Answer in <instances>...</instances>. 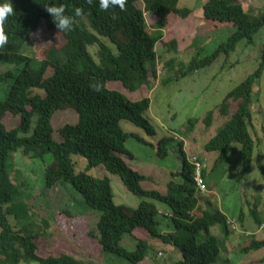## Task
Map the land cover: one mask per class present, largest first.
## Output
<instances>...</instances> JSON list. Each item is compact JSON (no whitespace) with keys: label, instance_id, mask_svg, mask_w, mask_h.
Instances as JSON below:
<instances>
[{"label":"trees","instance_id":"obj_1","mask_svg":"<svg viewBox=\"0 0 264 264\" xmlns=\"http://www.w3.org/2000/svg\"><path fill=\"white\" fill-rule=\"evenodd\" d=\"M179 1L126 0L124 10L102 11L98 0L91 4L88 0H12L14 15L4 25L8 44L0 49V264H94L93 260L103 254L140 264L147 258L158 261L157 257L163 256L162 247L155 244L171 247L172 251L168 250L172 253L178 250L180 258L171 260L172 264H235L231 254L225 253L227 243L239 247L236 250L240 254L264 247V238L248 234L246 222L244 225L247 213L256 229H264L259 198L253 202L246 199L227 213L208 197L225 173L223 164L229 153L236 151L234 144H238L240 162L237 181L245 179L250 170L254 145L250 108L256 86H264L260 81L264 41L257 67L226 93L214 112H206L202 128L195 129L198 121L194 118L183 129H172L182 138L195 131L206 136L215 114L227 117L212 136L205 138L201 148L203 153H216L209 171L205 167L201 170L207 190L204 194L195 185L192 156L185 154L183 141L169 131L151 144H156L159 159L166 158L172 146L178 148L181 170L171 172L165 193L142 188L140 182L147 175L124 158L131 157L125 146L128 138L146 142L140 135L124 131L123 121L156 137L146 112L151 104L149 91L157 83L184 78L223 56L227 62L241 41L253 44L254 35L264 28V11L256 14L252 8L245 10L243 0H205L198 34L187 44V50L194 47L196 54L186 65L175 57L163 61L164 53L181 50L178 38L163 40L164 30L194 12L191 7L180 6ZM48 3L62 4L66 14L73 16L72 31L59 32L45 10ZM76 8L82 9L79 17L75 16ZM42 26L56 34L57 41L42 38L36 47L32 38ZM224 28L233 30L207 53L205 44L216 35L223 37L220 30ZM161 69L173 70L174 74L160 79ZM231 101L237 105L228 116ZM60 110L75 111L77 121L55 127L53 115ZM199 156L197 160L203 162ZM23 157L34 163L31 172L36 176L41 173L43 188L69 185L80 195L85 209L98 215L95 228L87 222L83 233L81 215L68 209L61 212L69 220L63 241L72 243L84 258L66 248L53 253L51 243L41 245L46 241L49 222L45 218L42 225L34 222L27 201L28 178H22L17 168ZM79 158L84 161L81 170L77 168ZM98 166L119 176L138 199L135 208L113 202L110 179L87 172ZM259 166L264 173V165ZM237 223L243 229L237 230ZM215 226L218 234L224 235L222 241L211 231ZM124 237L134 240L132 249L122 245Z\"/></svg>","mask_w":264,"mask_h":264},{"label":"rangeland","instance_id":"obj_2","mask_svg":"<svg viewBox=\"0 0 264 264\" xmlns=\"http://www.w3.org/2000/svg\"><path fill=\"white\" fill-rule=\"evenodd\" d=\"M204 1L205 0L179 1L180 6L191 7L194 9V12L184 21L172 22V25L164 30L163 40L168 41L172 37L178 38L181 44V50L176 54L171 52L164 53L162 58L163 61L175 57L178 61L185 62L186 65V61L196 54L194 47L187 50V44L195 34H198V25L202 24L201 4ZM242 4L245 10H250L249 8H252L250 10L252 13L264 11V0H243ZM232 30V28H224L220 30L223 37L219 39L218 35H216L209 40L210 44H205L204 42L205 51L207 53L210 52L220 41L225 39ZM42 38H45V42L57 41L56 34L47 31L46 28L42 26L35 32L31 44L35 42L37 47L39 45L38 41ZM263 41L264 28H261L254 35L253 44L248 45L245 41H241L236 47V50L227 58V62H225L223 56L217 61L215 60L216 62L214 61L210 66L202 68L184 78H180L179 80L171 79V81L166 84L157 83L153 90L149 91L151 104L149 110L146 112L147 117L150 118L155 128L156 137L153 136L152 138L147 136L141 128L134 126L130 122H122L124 131L136 133L143 137L146 142H141L134 137L128 138L125 142L126 148L131 153V157L124 156L126 162L139 173L147 175V178L140 182L142 188L165 193L168 185L167 183L172 179L171 172H179L181 170L180 155L177 147L172 146L166 158L159 159L156 156V144L154 146L151 145L156 138L166 135L168 131L171 132V136L175 139L183 141V151L187 156H198L200 154L202 157H199L203 160V166L209 171L216 153H203L201 148L206 140L205 138L208 139L210 134L212 136L216 132L217 127H219L227 117L223 118L215 114L213 124L210 130L206 132V136H199L195 131L192 134L183 135L182 138L172 129H183V126L188 123V120L194 118L198 121L195 124V129L199 127L202 128L201 121L206 112L209 110H213L214 112V107L221 104L226 93L238 85L257 67L258 63L256 58L260 54ZM224 62L225 65L221 68ZM173 74V70L161 69L159 78L163 79ZM260 81L264 83V73ZM236 105V102H230V113L228 116L235 111ZM250 109L254 115L251 127V130L254 131L252 133L254 145L250 170L245 175V179L243 178L240 182L237 181L240 162L238 144H234V146H236V151H231L229 153L228 159L223 164L225 173L213 192L209 193L208 197L216 207L227 213L238 209V204H244L246 199L253 202L256 198H259L262 216L264 217V173L259 166V164L264 165V86L262 88L256 86ZM76 121L77 114L73 110H60L56 111L53 115V124L55 127L64 123H75ZM163 128L167 129L164 131ZM196 137L197 141L195 143L194 140ZM75 158H78V156H74V159ZM33 164L32 160L23 157L21 161L17 162V168L20 170L22 178H28L26 182L30 197L27 201L32 206L34 222L38 225H42V218L47 219L49 222V227L47 228L48 234L46 233L47 237H45L46 241L43 240L41 241L43 244H40L43 245V247L47 246L49 243L53 244L54 247H52L55 249L53 253L60 248H66L73 251L76 256L84 258L85 254L75 248L72 243L70 244L69 242L63 241L65 230L69 226V220L61 212L68 209L75 215H81L82 217L80 218H86L82 221L79 220L80 230L83 233L88 229L87 222L90 228H95L98 215L93 211L85 209L83 202L81 203L80 195L69 185L58 183L51 188H43L41 173L36 176L31 172V166ZM77 168L80 170L84 168V161L80 158L78 159ZM87 172L95 177L101 178L106 176L110 179L113 202L116 205L122 204L130 208H135L137 206L138 199L123 186L119 176L108 173L100 166L90 168ZM30 186L32 188H30ZM244 210H248L246 204ZM158 218L162 221L160 216ZM234 218H236V215ZM12 222H14L13 219ZM245 222L247 224V229L250 231L248 234L256 233L255 236L258 239L264 238V229H256L257 227L254 220L247 217V213L244 225ZM237 227V230H241L244 226L237 223ZM211 231L219 241H222L224 235L222 233L220 235L218 234L217 226L213 227ZM137 235L139 236L140 234ZM231 237H234V235H231ZM121 243L124 247L132 249L134 240L129 237H124ZM155 247H162L163 256H160L161 258L158 256V261L147 258L142 262L143 264H172L171 260L180 258L178 250L172 253L171 247H168L171 251H169L166 246L155 244ZM236 249H239V247H236L233 242H230V244L227 243V250L225 253L228 255L231 254L230 257L233 258L232 260L235 264H264V247L249 251L245 254H240ZM44 251L45 250H41L43 254ZM93 262L94 264H128L124 260L111 254H103L96 261L93 260ZM27 264L38 263L31 262Z\"/></svg>","mask_w":264,"mask_h":264},{"label":"clouds","instance_id":"obj_3","mask_svg":"<svg viewBox=\"0 0 264 264\" xmlns=\"http://www.w3.org/2000/svg\"><path fill=\"white\" fill-rule=\"evenodd\" d=\"M88 3H93V0H88ZM126 0H98L99 9L108 11L110 8L119 7L124 10ZM46 12L51 16L52 22L59 32H70L73 29V16L66 14L65 7L61 4H44ZM14 7L12 0H0V49H3L8 44V36L4 32V25L7 23L9 17L14 15ZM82 15V9H75V16ZM197 156V155H196ZM204 167V166H203Z\"/></svg>","mask_w":264,"mask_h":264},{"label":"built area","instance_id":"obj_4","mask_svg":"<svg viewBox=\"0 0 264 264\" xmlns=\"http://www.w3.org/2000/svg\"><path fill=\"white\" fill-rule=\"evenodd\" d=\"M197 159H198V156H196V155L191 157V161L194 165L193 176H194L195 185H196L198 191L200 193L204 194L207 190H206L204 180L201 176V170L203 168V164L201 161H199Z\"/></svg>","mask_w":264,"mask_h":264},{"label":"crops","instance_id":"obj_5","mask_svg":"<svg viewBox=\"0 0 264 264\" xmlns=\"http://www.w3.org/2000/svg\"><path fill=\"white\" fill-rule=\"evenodd\" d=\"M202 157V156H201ZM162 244V243H161Z\"/></svg>","mask_w":264,"mask_h":264},{"label":"water","instance_id":"obj_6","mask_svg":"<svg viewBox=\"0 0 264 264\" xmlns=\"http://www.w3.org/2000/svg\"><path fill=\"white\" fill-rule=\"evenodd\" d=\"M49 173H50V171H49Z\"/></svg>","mask_w":264,"mask_h":264}]
</instances>
